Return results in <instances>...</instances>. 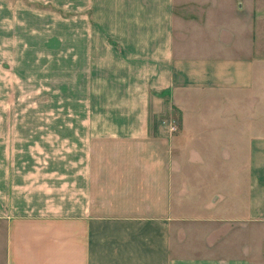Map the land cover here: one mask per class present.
<instances>
[{"label":"crops","instance_id":"0c3cea01","mask_svg":"<svg viewBox=\"0 0 264 264\" xmlns=\"http://www.w3.org/2000/svg\"><path fill=\"white\" fill-rule=\"evenodd\" d=\"M19 9L66 107L0 110V264H264V0Z\"/></svg>","mask_w":264,"mask_h":264},{"label":"rangeland","instance_id":"374dc122","mask_svg":"<svg viewBox=\"0 0 264 264\" xmlns=\"http://www.w3.org/2000/svg\"><path fill=\"white\" fill-rule=\"evenodd\" d=\"M1 1V0H0ZM0 3V110L2 123L9 125L44 124L55 111L66 107L64 81L52 78L48 54L41 62L21 60L20 0ZM5 10V11H4ZM8 12V15H2ZM6 17V18H5ZM44 60V62H43ZM162 119H171L172 117ZM6 121V122H5Z\"/></svg>","mask_w":264,"mask_h":264},{"label":"built area","instance_id":"2783aa9c","mask_svg":"<svg viewBox=\"0 0 264 264\" xmlns=\"http://www.w3.org/2000/svg\"><path fill=\"white\" fill-rule=\"evenodd\" d=\"M162 125L165 126L166 130L170 133L175 132L177 129V123L174 120L162 119Z\"/></svg>","mask_w":264,"mask_h":264}]
</instances>
